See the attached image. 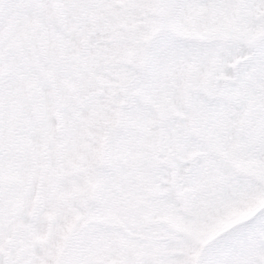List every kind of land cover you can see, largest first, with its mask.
Listing matches in <instances>:
<instances>
[{
  "label": "snow or ice",
  "instance_id": "snow-or-ice-1",
  "mask_svg": "<svg viewBox=\"0 0 264 264\" xmlns=\"http://www.w3.org/2000/svg\"><path fill=\"white\" fill-rule=\"evenodd\" d=\"M0 264H264V0H0Z\"/></svg>",
  "mask_w": 264,
  "mask_h": 264
}]
</instances>
